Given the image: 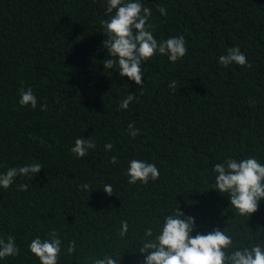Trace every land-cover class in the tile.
I'll return each mask as SVG.
<instances>
[{"label": "trees", "instance_id": "trees-1", "mask_svg": "<svg viewBox=\"0 0 264 264\" xmlns=\"http://www.w3.org/2000/svg\"><path fill=\"white\" fill-rule=\"evenodd\" d=\"M143 2L152 9L154 35L182 34L188 52L175 64L151 58L141 94L115 69L103 71L104 0H0V170L32 161L44 166L30 180L17 179L27 191L0 190V236H15L21 249L3 264H38L27 243L51 227L63 238L60 264H89L106 252L120 264H142L133 252L140 228L177 203L200 232L225 228L243 243L247 234L264 232V202L247 221L210 190L212 166L222 157L256 156L264 163V0ZM234 45L250 68L218 65ZM29 86L35 110L17 103L19 89ZM128 91L137 98L120 111ZM132 122L142 130L135 139L126 131ZM80 136H91L97 149L76 159L69 147ZM107 142L114 145L109 153ZM111 155L118 164L109 163ZM132 157L156 163L159 179L129 185L123 171ZM83 182L112 183L113 195L84 194ZM121 219L130 223L124 239L117 235ZM71 240L76 251L66 255Z\"/></svg>", "mask_w": 264, "mask_h": 264}, {"label": "clouds", "instance_id": "clouds-1", "mask_svg": "<svg viewBox=\"0 0 264 264\" xmlns=\"http://www.w3.org/2000/svg\"><path fill=\"white\" fill-rule=\"evenodd\" d=\"M157 11L162 16L168 14L163 6H157ZM104 14L106 19L100 22L104 37L101 47L106 50V56L101 61L103 71L111 73L110 70L115 69L120 79L127 77L134 82L141 94L145 85L143 66L151 58L166 57L168 62L175 64L188 52L184 35L159 39L154 35L155 28L150 22L152 9L145 6L143 0H104ZM217 63L223 68L232 65L247 68L252 66L239 45L227 47L217 58ZM168 88L171 92H176L178 82L173 79ZM18 95L19 106L30 107L32 110L37 108L38 100L32 87H21ZM136 98V93L128 91L119 101L118 110H127ZM46 108V104L40 105V111H45ZM126 131L135 139L142 130L132 122L127 125ZM95 149L97 143L91 136L87 139L80 136L75 138L69 152L76 159H81ZM103 149L109 153L114 145L107 142ZM109 163L118 164V157L109 156ZM43 168L41 162L32 161L0 170V190H9L15 185L19 191H27L29 185H16L17 179L30 180ZM123 175L129 185H147L159 179L160 170L154 162L132 157L126 160ZM78 188L84 194L100 191L106 196H112L114 192V187L109 182H101L99 185L83 182ZM210 190L226 197L231 213L248 221L264 202V163L256 156L240 158L226 155L212 166ZM129 229V220L121 219L118 237L126 238ZM197 229L196 218L186 213L177 203V206L162 213L154 223L148 222L147 226L140 228L141 234L133 245V252L142 257V264H264V239H260L264 232L247 234L248 242L243 243L238 242L234 234L225 228L212 227L207 232ZM62 248L63 238L55 227L42 235H36L27 243L28 252L38 260V264H60ZM75 251V240L68 241L64 254L71 255ZM20 253L15 236H0V264H3L5 258H15ZM120 262L121 259L109 252L93 256L89 260V264Z\"/></svg>", "mask_w": 264, "mask_h": 264}]
</instances>
